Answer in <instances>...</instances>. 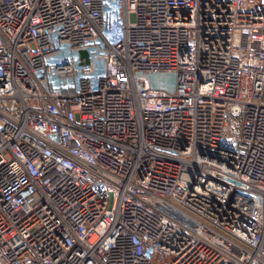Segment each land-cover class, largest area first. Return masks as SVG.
Instances as JSON below:
<instances>
[{
    "label": "built area",
    "instance_id": "built-area-1",
    "mask_svg": "<svg viewBox=\"0 0 264 264\" xmlns=\"http://www.w3.org/2000/svg\"><path fill=\"white\" fill-rule=\"evenodd\" d=\"M0 264H264V0H0Z\"/></svg>",
    "mask_w": 264,
    "mask_h": 264
},
{
    "label": "water",
    "instance_id": "water-1",
    "mask_svg": "<svg viewBox=\"0 0 264 264\" xmlns=\"http://www.w3.org/2000/svg\"><path fill=\"white\" fill-rule=\"evenodd\" d=\"M80 53H81L82 57L86 58V63H88V54H87V52L85 50H81Z\"/></svg>",
    "mask_w": 264,
    "mask_h": 264
}]
</instances>
